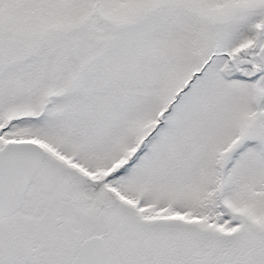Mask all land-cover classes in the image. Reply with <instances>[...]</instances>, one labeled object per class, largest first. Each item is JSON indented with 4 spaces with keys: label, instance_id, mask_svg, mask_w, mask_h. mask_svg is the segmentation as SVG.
<instances>
[{
    "label": "snow or ice",
    "instance_id": "snow-or-ice-1",
    "mask_svg": "<svg viewBox=\"0 0 264 264\" xmlns=\"http://www.w3.org/2000/svg\"><path fill=\"white\" fill-rule=\"evenodd\" d=\"M0 264H264V0H0Z\"/></svg>",
    "mask_w": 264,
    "mask_h": 264
}]
</instances>
